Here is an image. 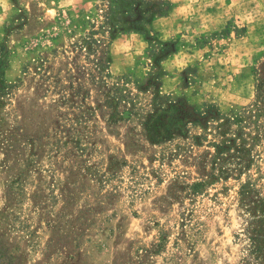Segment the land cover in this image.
<instances>
[{"label":"rangeland","instance_id":"obj_1","mask_svg":"<svg viewBox=\"0 0 264 264\" xmlns=\"http://www.w3.org/2000/svg\"><path fill=\"white\" fill-rule=\"evenodd\" d=\"M135 1L163 14L148 27L123 0H10L0 264H253L240 193L264 195V0ZM118 36H135L131 61L111 54ZM156 95L202 117L152 143ZM228 138L247 171L213 162Z\"/></svg>","mask_w":264,"mask_h":264},{"label":"trees","instance_id":"obj_2","mask_svg":"<svg viewBox=\"0 0 264 264\" xmlns=\"http://www.w3.org/2000/svg\"><path fill=\"white\" fill-rule=\"evenodd\" d=\"M123 5L129 7V17L133 14L134 8L138 6L142 8V5L135 0H123ZM142 19L144 26L150 27L151 23L157 15L163 14V11L156 4L143 3ZM144 26L137 27L135 25L129 26V29L138 30L145 35H149V30ZM161 55L166 53V49H161ZM5 62L0 59V93L5 92ZM153 99L151 111L145 114V120L143 128L149 141L152 143H160L162 141L171 139L175 134L181 135L185 133L187 126L191 123H198L193 120V115L202 117L201 113L195 111H188L193 107H189L182 101L161 103L159 101V95H156ZM158 100V101H157ZM194 109V108H193ZM210 114V112H206ZM216 156H222L226 154V159H213L226 162L229 166L235 164V170L242 173L248 170L251 164V151L246 148L245 141L237 144L236 139L228 138L225 144L214 145ZM229 170L226 172L228 173ZM196 187V185L194 186ZM242 192L240 196L246 200V226L243 231V235L246 237L247 249L246 255L248 259L253 261V264H264V195L263 197L255 196V199L249 198L250 192L247 188H241Z\"/></svg>","mask_w":264,"mask_h":264},{"label":"clouds","instance_id":"obj_3","mask_svg":"<svg viewBox=\"0 0 264 264\" xmlns=\"http://www.w3.org/2000/svg\"><path fill=\"white\" fill-rule=\"evenodd\" d=\"M13 10V6L10 2V0H0V27L4 26L8 19L9 15ZM135 40V36L131 38V40H125L123 37L118 36L114 41H112L111 54L113 56L119 55L121 53L124 54V56L131 61V56L129 55V50L131 47L132 42ZM141 48L143 45L140 46ZM136 54H140V49L138 48L136 50ZM178 64H180L181 67H183L182 63L180 61H177ZM108 71L112 75H116L119 72V67L117 65H112L108 68Z\"/></svg>","mask_w":264,"mask_h":264}]
</instances>
